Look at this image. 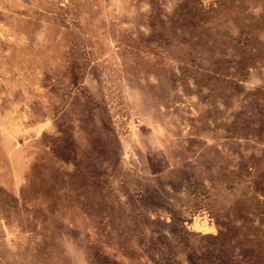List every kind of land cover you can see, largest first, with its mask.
I'll return each instance as SVG.
<instances>
[{
    "label": "rangeland",
    "instance_id": "rangeland-1",
    "mask_svg": "<svg viewBox=\"0 0 264 264\" xmlns=\"http://www.w3.org/2000/svg\"><path fill=\"white\" fill-rule=\"evenodd\" d=\"M0 264H264V0H0Z\"/></svg>",
    "mask_w": 264,
    "mask_h": 264
}]
</instances>
